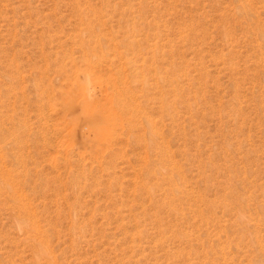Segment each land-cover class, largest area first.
<instances>
[{
	"label": "rangeland",
	"instance_id": "obj_1",
	"mask_svg": "<svg viewBox=\"0 0 264 264\" xmlns=\"http://www.w3.org/2000/svg\"><path fill=\"white\" fill-rule=\"evenodd\" d=\"M0 264H264V0H0Z\"/></svg>",
	"mask_w": 264,
	"mask_h": 264
}]
</instances>
